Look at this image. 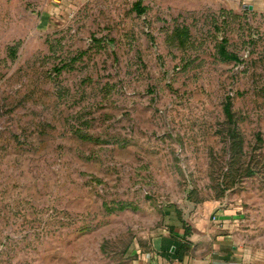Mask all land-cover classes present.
<instances>
[{
  "label": "rangeland",
  "instance_id": "1",
  "mask_svg": "<svg viewBox=\"0 0 264 264\" xmlns=\"http://www.w3.org/2000/svg\"><path fill=\"white\" fill-rule=\"evenodd\" d=\"M0 0V264H139L188 201L264 255V5Z\"/></svg>",
  "mask_w": 264,
  "mask_h": 264
},
{
  "label": "crops",
  "instance_id": "2",
  "mask_svg": "<svg viewBox=\"0 0 264 264\" xmlns=\"http://www.w3.org/2000/svg\"><path fill=\"white\" fill-rule=\"evenodd\" d=\"M231 214L211 200L188 201L178 214L170 213V226L151 238L139 264H264V255L242 242Z\"/></svg>",
  "mask_w": 264,
  "mask_h": 264
},
{
  "label": "water",
  "instance_id": "3",
  "mask_svg": "<svg viewBox=\"0 0 264 264\" xmlns=\"http://www.w3.org/2000/svg\"><path fill=\"white\" fill-rule=\"evenodd\" d=\"M244 6H245V7H249V8H253V7H254V5L251 4V3H245Z\"/></svg>",
  "mask_w": 264,
  "mask_h": 264
}]
</instances>
